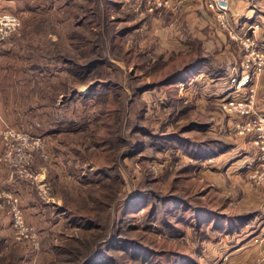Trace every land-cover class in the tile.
I'll return each mask as SVG.
<instances>
[{
    "label": "rangeland",
    "instance_id": "374dc122",
    "mask_svg": "<svg viewBox=\"0 0 264 264\" xmlns=\"http://www.w3.org/2000/svg\"><path fill=\"white\" fill-rule=\"evenodd\" d=\"M238 1H231L233 10ZM8 13L21 26L0 39V264H88L110 234L95 241L90 232L103 230L79 223L69 204L80 213L95 197L106 204L104 185L111 181L117 195L100 208L121 239L105 245L108 264H264V244L249 258V238L264 231V195L252 189L260 192L264 182L257 184L253 172L229 175L230 153L214 158L231 145L232 156L243 159L250 137L260 155L254 135L238 132L244 116L232 98L220 100L227 87L239 99L248 95L236 93L246 57L201 0H0V15ZM259 13L264 0H249L264 56ZM93 49L105 64L84 75L65 61ZM197 49L209 62L173 83L136 92ZM259 76L264 66L253 78ZM96 80L111 84L90 91ZM252 80L245 85L250 92ZM254 99L256 107V90ZM188 125L193 128L181 130ZM109 137L115 146L104 143ZM162 195L248 217L231 232L212 218L195 224L192 209ZM12 202L35 228V241L13 226ZM124 238L137 239L145 255L128 249ZM102 259L92 264H105Z\"/></svg>",
    "mask_w": 264,
    "mask_h": 264
},
{
    "label": "trees",
    "instance_id": "16d2710c",
    "mask_svg": "<svg viewBox=\"0 0 264 264\" xmlns=\"http://www.w3.org/2000/svg\"><path fill=\"white\" fill-rule=\"evenodd\" d=\"M127 29H130V28L126 27L124 30L119 32V34L125 33V31ZM197 50H198V53L196 55L192 56L191 58H189L188 60H186L185 62H183L182 66H180L178 68L176 67L175 69L169 71L168 73H166V75L164 77H162L158 80H153V81H148V82L143 83L142 85H140L136 88V92H140V91H143V90L148 89V88H153L155 86L173 83V82H175L176 79H178L182 75H186L187 73H190V72L194 71L195 69H197L198 67L203 66L204 64L209 62L208 56L206 54H204L201 49H197ZM84 55H85L84 56L85 58L83 56H81V57L68 56L69 58H65V61L72 63L73 66L81 69L82 71H84V70L88 71L94 67H97L98 65L102 66L105 64L106 58L104 59L103 56H101L100 51H98V50L96 51V49H93V51L91 53L86 52V54H84ZM165 67H166V65L164 66V68ZM84 74H85V71L82 73V75H84ZM99 84L108 86L111 84V82H102L101 80L99 82V80H96V81H94V83H92L90 85V91H93L94 89H96V87ZM191 128H193V126L188 125V126H183L181 128V130H190ZM169 135H172V134H169ZM175 135H178V134H175ZM118 140L124 141L122 138H118ZM104 143H106V145H109V146H115L116 145V143L114 142V138H112V137H109L107 140L105 139ZM198 144H201V142H198ZM131 154L132 153H130L128 155H131ZM100 172H103V171H100ZM181 172H178V173H181ZM179 177H181V175H177L175 179H178ZM113 183L114 182L111 181L109 184L104 185V187H106L109 190V193L105 195L109 200L106 202V204L103 202V199L95 197L94 198L95 205L92 206L91 208H88V210L86 212H83V213L79 212L81 210V208L79 206L75 207L72 205V203L69 204L71 206L70 214L76 213L75 217L79 223H83L85 226H90V227H94L96 229L103 230V231H92V232H90V233H92L91 237L95 241H99V239H101L103 237H107L110 234V237L108 238L107 242L106 243L104 242L105 244L103 243V245H99V247H97V249L93 252L94 254L92 255V259L89 260L88 264H92L94 262V259H97L100 257H102L104 259L105 264L110 263V259L108 257L109 255L106 251L105 245L107 243H109L111 240L114 241L117 237H119L118 235L115 234L117 227L111 225V221H113L111 215L106 216L105 213L102 212L101 208H100V204H103V207L106 205H109V204H110V206L112 205V202L114 201V199L117 195V194H115V192L113 194V190L115 191V189H116L112 185ZM143 198H145V197H143ZM161 198L166 202L175 200L176 204L179 205V203H181V205H183V206L185 205L184 207L187 208L188 211L192 209L194 214L195 213L196 214H195L194 218H192L190 221H192V222L194 221L195 224H200L201 221H203V220L207 221L210 218H212V220H214V223L216 224V227L224 228V229L228 230L229 232H231V231H233L234 228L239 227L240 224L245 223L247 220L245 218L247 215L246 216L245 215H229V214H224L221 212L219 213V211L217 209H215L211 206H206V205L201 204V203H199V204H193V203L187 204L188 203L187 200H185V198L181 197L180 195L179 196H174V195H164L163 196L162 195ZM128 205H131V203ZM67 206H68V203L65 205V207H63L62 210H66ZM168 209H172V208H168ZM109 213L111 214V211ZM102 220L109 221L111 226H109L107 224V222L102 223ZM111 229H112V231H115V232L111 233L112 232ZM105 231H107V232H105ZM79 241L82 242L81 240H79ZM123 242L129 244L128 249L133 250L135 253H138L140 255H145L146 251L144 249L140 248L141 244L137 239H125V241H123ZM145 247H147V246H145ZM76 249H78V248H76ZM146 249H148L151 254H154V255L156 254V252H154L150 247H147ZM148 256H150V255L148 254ZM180 256H181L180 260H182V262L187 261L186 260L187 255L180 254ZM17 262H18V260H17Z\"/></svg>",
    "mask_w": 264,
    "mask_h": 264
},
{
    "label": "built area",
    "instance_id": "2783aa9c",
    "mask_svg": "<svg viewBox=\"0 0 264 264\" xmlns=\"http://www.w3.org/2000/svg\"><path fill=\"white\" fill-rule=\"evenodd\" d=\"M206 9L212 12L218 26L226 30L228 35L235 40L240 47L244 49L245 61L243 67L245 68L242 76L239 78L238 87L243 88L253 79L254 74H260L264 66V56L258 49L257 32L259 24H250L249 26H239L233 18L232 0H201ZM21 26L20 18L13 13L0 15V39L4 35L11 34L13 31ZM249 56H253L252 59ZM258 57V60H255ZM251 63L256 65V69L250 70ZM254 88L251 92H247V96L232 98L230 103L234 105L237 110L242 113L244 119L237 123L238 132L252 133L254 135V142L260 149L258 166L251 174L252 179L257 184L264 182V111L255 107ZM13 226L17 232L22 233L26 237L36 240L38 235L35 228L27 224L24 213L16 202H12ZM256 264V263H250Z\"/></svg>",
    "mask_w": 264,
    "mask_h": 264
},
{
    "label": "crops",
    "instance_id": "0c3cea01",
    "mask_svg": "<svg viewBox=\"0 0 264 264\" xmlns=\"http://www.w3.org/2000/svg\"><path fill=\"white\" fill-rule=\"evenodd\" d=\"M236 7H240L238 9L233 10L232 12H234L236 14V19L238 21V25L239 26H249V24H254V23H259L258 21H255L254 19L249 20V0H239L238 4L236 5ZM261 13H259L258 15H260ZM262 15V14H261ZM264 17V15H262ZM258 17V16H257ZM258 19H261V16L258 17ZM236 21V22H237ZM258 34V33H257ZM261 38V37H260ZM244 72V69H243ZM242 72V74H243ZM223 76H220L219 78H222ZM241 76H239L240 78ZM214 78H212V80H214ZM253 83V88L254 90H256V107L259 110H263L264 111V97L263 95H261L260 93V88L264 85V78L262 80V77H258V78H253L252 82ZM248 86H244L243 88L239 87L238 88V92L236 91L237 95H240L242 93H244L245 95L247 94L246 91H248ZM228 89L227 92H223L222 98H220L221 101L227 99V98H234L236 95H233V93L235 91L231 90V88L229 89V87L225 88V90ZM246 89V91H245ZM245 91V92H244ZM238 97V96H237ZM236 98V97H235ZM240 98V97H239ZM238 116V114H237ZM235 117V122H237L240 118L239 117ZM232 128L235 126H231ZM252 141V138L250 137V141H249V146L247 147V145H244L243 147V151H246L245 155L243 156V159L240 157H235L232 156V153H235L236 151L232 152V148L230 147L231 145L226 146V148H224L225 146L220 147L218 150L221 152H224L221 154L220 158L215 157L216 159H226V155L227 153L229 154V158H227V162L225 161V167L227 173L231 176H241L242 177V173H246V174H250L254 171L257 163L259 162V153L254 149L255 145ZM217 153V152H216ZM218 155V153H217ZM246 157V158H245ZM245 158V160H244ZM244 167V168H243ZM252 189V188H251ZM252 191H254L255 193L264 195V187L262 188V190L259 192L258 190L255 191L252 189ZM250 192V190H249ZM264 244V231L259 232L258 235H255L252 238H249V258H256L257 255H259V253H261V249L263 247ZM264 254V252H263Z\"/></svg>",
    "mask_w": 264,
    "mask_h": 264
}]
</instances>
